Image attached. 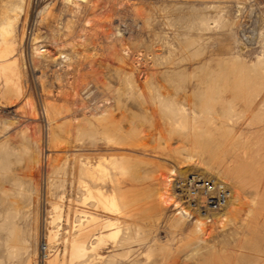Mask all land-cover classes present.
<instances>
[{
    "label": "rangeland",
    "instance_id": "obj_1",
    "mask_svg": "<svg viewBox=\"0 0 264 264\" xmlns=\"http://www.w3.org/2000/svg\"><path fill=\"white\" fill-rule=\"evenodd\" d=\"M20 2L0 0V40ZM31 4L0 61V264H264V0H47L33 29ZM83 163L106 168L87 183L117 211L85 208L118 233L70 262ZM173 171L231 199L181 222Z\"/></svg>",
    "mask_w": 264,
    "mask_h": 264
},
{
    "label": "bare ground",
    "instance_id": "obj_2",
    "mask_svg": "<svg viewBox=\"0 0 264 264\" xmlns=\"http://www.w3.org/2000/svg\"><path fill=\"white\" fill-rule=\"evenodd\" d=\"M20 1L21 2L19 4L15 3L16 5H13L14 8L12 9V11H10L11 13L13 12L12 15L8 13V9H6L4 11V13H2L5 22L4 23L2 22L3 24L1 25V29H2L1 37L2 38L0 40V61L9 55V52L11 50L9 52H7V50L11 48V44H10L8 38L12 34L13 26L16 23H18V21L22 17V15L25 14V0H20ZM7 5H8V3H7ZM8 6H10V5H8ZM44 51H46V50H43V51L41 50L40 52H44ZM38 52H39V50H38ZM182 111L184 112L185 109L183 108ZM260 120H263V119L261 118ZM198 122L199 121L196 120V123H198ZM195 127H197V126L195 125ZM202 127L203 128L206 127V130L210 129V128H207V126H202ZM208 127H209V125H208ZM199 128H201V127H199ZM241 157H243V156H240V159L243 160L244 158H241ZM227 171L231 172L232 170L230 168H227L226 172ZM239 173L240 172H238V171H236V172L233 171V172H231V175H233V177H235L234 179L238 178L241 180ZM241 173H240V175H241ZM105 174H107L106 168H104L102 166V164H96V165L91 166L87 163H83L80 166V184L87 191V197L84 198L82 204H78V206L76 205L77 208L75 207V211L73 210L75 213V216L79 215V216H81V218L78 220L79 222L75 221V223L73 225V227L76 231V234L74 235V237L72 239H70L71 240L70 241L71 246L68 249V251L65 253L66 255L68 254L70 256V262L71 261L75 262L77 260L79 261V260L89 258V256L93 255V254L98 255L99 254L98 251L106 244V242L109 241V239L111 240L112 238L117 236L118 227H116L117 223L114 220L108 219L109 217L107 219L105 218L106 219L105 221L101 220L100 219L101 217H99L96 214L90 213L85 208L87 201L89 199H94L98 208H102L106 211L118 209L117 208L118 202H117L116 196H112L111 194L107 195L101 189H97L96 191H94L87 183V178H91L93 180H96L98 178L103 179V175H105ZM244 178H245V176H244ZM169 180L170 179L168 178V181ZM231 190H232V188H231ZM231 196H232V194H231ZM230 199H231V197H230ZM176 205H177V203H176ZM53 210H54L55 215L53 217H51L52 218V220L50 222L51 226H50L49 234H48L49 243H53L55 240H57L56 238H57V235L59 234V232H58L59 231V228H58L59 225L57 226V229L55 227L58 224V222L61 221L62 216H63L62 215L63 214L62 207H60V205H54ZM115 211H117V210H115ZM183 212L184 211H180V213L178 212L179 213L178 217H179L181 222H183L182 220L186 218ZM227 214H229V213L227 212V213H224L221 216H219L220 217V218H218L219 223H221L222 221H223V223L225 221H227L226 220L228 217ZM204 223H205L204 221L197 220L195 222V227H194L195 232H193V234L194 233L200 234V232L203 230L202 225H204ZM208 224L205 225V227L206 228L207 227L212 228V226L208 225ZM204 230H205V228H204ZM92 239L95 241L91 243ZM67 241H68V239L66 240V242ZM59 260H60L59 254H52V255L48 256V262L47 263L48 264H59V262H60Z\"/></svg>",
    "mask_w": 264,
    "mask_h": 264
},
{
    "label": "built area",
    "instance_id": "obj_3",
    "mask_svg": "<svg viewBox=\"0 0 264 264\" xmlns=\"http://www.w3.org/2000/svg\"><path fill=\"white\" fill-rule=\"evenodd\" d=\"M45 1L32 0V29L41 18ZM169 179L168 190L179 199L176 210L184 211L187 217L201 216L210 221L214 214L227 205L232 194L229 183L217 176H203L194 172L179 175L173 171Z\"/></svg>",
    "mask_w": 264,
    "mask_h": 264
}]
</instances>
